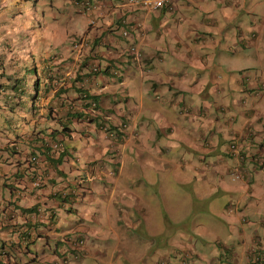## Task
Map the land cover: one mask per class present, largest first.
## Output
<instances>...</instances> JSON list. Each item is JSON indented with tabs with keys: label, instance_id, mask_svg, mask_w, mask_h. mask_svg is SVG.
I'll list each match as a JSON object with an SVG mask.
<instances>
[{
	"label": "crops",
	"instance_id": "obj_1",
	"mask_svg": "<svg viewBox=\"0 0 264 264\" xmlns=\"http://www.w3.org/2000/svg\"><path fill=\"white\" fill-rule=\"evenodd\" d=\"M6 1L0 0V8L7 3ZM12 1L14 5L25 7L24 0ZM92 1L98 7L94 14L97 27L91 30V34L106 35L111 38L105 53L111 66L118 68L117 70L123 67L125 64L121 65L122 61H111L122 56V52H127L129 63L138 69L137 73L140 74V79L147 80L153 89H157L155 87L157 84H162L166 89L165 91L158 90L163 92L161 104L164 109L167 106H171L172 109L177 106L173 116L167 110L155 107L145 109L140 93L138 97L127 88L126 95H121L122 91L115 88L117 89L116 94L121 96L118 101L115 93L108 89L110 83L113 82L111 76L107 79V76L100 75L101 81L108 82L104 94L97 97L102 111L101 115L103 118L128 119V124H131V128L135 132L133 135L137 134L136 130L139 135L140 133L139 128H134L132 122L139 118H147L141 122L140 127L147 131L148 137L153 143L155 140L159 142L162 137L172 139L177 116L178 126H176L175 135L178 137V144L175 147L170 143L164 147L155 144L153 153L141 151L144 147L138 148L137 160L135 155H129L125 149L122 152L114 144H107L106 147L99 146L88 152L87 139L78 132L58 133L55 131L59 130L57 120L53 119L52 114L46 115L45 106L51 99L49 95H42L39 88L37 92L33 93L34 95L37 93V98H34V95L31 94L34 88L32 87L31 91L25 84L24 89L27 92L19 94L18 85L12 89L7 87L12 81L11 77L10 79L8 76L0 77V107L4 106L5 100H9L8 102L12 106L11 109L0 108V132L5 134L6 132L3 131L6 129L5 123H9L6 140L4 142L1 139L0 143V210L6 209L5 214L8 217L13 214V218H10L13 223L25 222L26 217H23L22 212H26V208L30 207L33 202L23 198L13 202L11 199L15 190L19 188H25L26 192L32 193L33 190L30 189L32 177L37 172H42L51 179L41 190L38 189L35 192L41 194V204L53 211L54 221V225L47 231L49 238L45 244L50 243L53 234L57 236L60 234L59 229L61 231L68 230V233L75 230L87 238L86 256L91 258H93L92 256H102L106 259V264L144 263L143 257L148 244L142 243L139 235H148V228L144 227V223L148 218V224L153 220V215L149 217V214L157 207L156 194L158 192L155 191V194H151V189L157 186L152 177L146 183L144 190L140 189L139 183L142 182L141 178L146 171L149 170L152 173L154 170L163 168L164 164L160 162L163 149L174 147L176 149L174 161L177 159L180 160V164L183 163L180 159L181 150H183L190 154V161H187L191 166L199 163L210 167L207 171L209 180H216L214 175L221 176V181H218H220L219 185L223 187L221 190L225 195H221V198H216L214 195L204 201L209 202L212 199L218 206L219 203H223L224 211L228 203L237 201L243 207L245 205V211L236 213L225 211V233L223 235L209 225L203 224L198 232L199 243L197 240L190 241L187 238L188 229L180 231L173 238L172 246H167L163 242L159 244L161 246L157 247L156 253L154 252V261L158 259L164 264H249L250 258L257 254L261 258V263L264 264V242L254 244L252 241L260 235L261 231H253L250 239L241 244L236 239V236L244 234L243 222L247 220H252L261 227L264 239V65L261 63V60H264V9L260 11L257 9L260 0H220L218 6L209 0H204L203 5L199 0H185L188 7L192 1L195 5L191 11L185 5L183 12H180L181 16L183 19L188 18L189 26H202L204 31L197 34L198 37L195 36L190 42L184 40L179 33L174 38L172 37L173 40L170 43H167L171 40L170 37H165L167 43L165 46H161L157 42L164 40L160 29H164L165 32L169 29V27H162L166 22V12H170V10L151 11L140 19L142 29L137 33L132 29L131 39H125L136 45L141 55L140 58L131 55L126 49H118L121 42L118 37L113 38L109 31L115 29L120 24L121 18L130 13L124 8H117L118 2L121 0ZM176 1L172 13L177 11ZM72 4L76 8L75 3ZM214 6L217 9L215 12ZM261 6H264V2ZM215 13L220 14L219 17L222 16L223 20L218 19ZM134 15H138L137 12ZM134 15L130 13L132 19L137 18ZM200 16H202L201 19ZM246 17H249L248 23H245ZM4 23L3 20L0 25L5 26L6 23ZM175 25L179 27V21H175ZM216 29H219L218 34ZM151 30L155 31V38L147 36V32ZM1 32L0 28V34ZM142 32L145 33L144 36L139 35ZM2 37L0 35V59L5 68H0V71L8 70L11 74H19L18 66L13 65L16 58L13 54L14 51L8 45L12 42L11 36L10 39L9 36L5 37V46L1 45ZM28 43L32 45V43ZM8 50L12 52H8ZM224 51L229 53L225 54ZM231 51L241 52L243 54L242 61L235 54H231ZM63 55L47 53L39 57L40 60H43L41 64L32 59L27 66L36 62L39 65L38 68L45 71L44 73L55 72L57 69L61 70L64 65L61 63ZM167 59L169 60L167 65H158L157 60ZM220 59L227 60V67H224L226 70L232 68L242 73L251 69L253 75L248 80L239 78L234 80V86L227 85L228 89L235 88L241 94L240 97H233V95L230 97L227 94L226 99L223 92V101L217 104L210 101L211 83L203 76H216L220 79V76H223ZM245 59H254L257 62L252 60L249 63ZM155 66L159 68L160 73L168 76L165 81L154 75ZM121 71L123 76L119 79L117 83L119 85L116 87L122 86V89H125L123 88L124 75L134 76L135 74L133 75L132 71ZM216 85L211 87L212 91H217ZM138 88L139 92L146 89L141 83ZM258 88L260 89L259 95H254ZM151 90L152 88H150ZM9 92L12 95L17 94V96L14 99H9ZM147 95L150 98L149 93ZM231 100L235 102L233 104L235 106L229 104ZM147 113L154 118L149 119ZM172 117L173 121H171ZM114 122H117L116 118ZM201 125L208 126L209 134H204L203 129H198ZM52 135H57L64 141V149L59 154L52 155V152L40 144L50 137L53 139ZM227 136L231 137L230 140L237 138L240 144L241 155L244 156V159L239 163L226 147L230 141L225 140ZM138 137L130 136L127 133L122 144L125 145L129 139L137 140ZM34 154L37 158L38 155L44 158L40 167L30 162V158ZM255 155L261 156L263 166L254 161L253 156ZM150 157L158 159L159 164L150 163ZM135 160L134 163L138 165L139 170H142V174L139 173V177L135 176L136 183L131 186L133 176L126 177V174L130 172L129 169L126 170V167L131 165L129 162ZM214 168L222 174L215 172ZM210 171L211 176L209 177ZM240 171H242V176L237 178L236 175ZM86 173H94L96 177L90 189L83 193L79 187L76 190L75 182L79 176ZM110 177L113 179L109 180ZM228 177L232 178L229 182L236 179L240 184L234 192L228 187L231 183H225ZM94 183H96L95 189ZM147 186L153 187L148 191ZM97 189H99V193L95 194ZM62 190L74 191L66 205L59 202L61 198L59 193L54 196L55 192ZM78 194L82 196L78 198ZM86 194L88 195L86 196ZM94 196L103 201L104 209L100 208L98 204L96 212H93L91 208L85 210V205H89ZM193 199L194 202L201 201L194 197ZM177 211H183L182 207L178 206L175 212ZM66 215L69 221L63 226L60 220L66 219ZM2 216L0 215V219ZM90 220L93 221L92 225L89 224ZM74 221L76 222L72 224ZM238 224L242 227L239 228ZM26 226L32 233L35 226L29 219ZM44 227H41L40 230ZM126 228H135L138 234L130 235L125 230ZM14 235L11 225L1 226L0 264H8L6 261H9L10 264V261L13 260V264H25L31 258L29 253L22 251L16 244L11 247L6 246V241L12 239ZM202 241H207L209 249L207 247L203 249L204 246L200 245ZM34 246L35 243L27 248L34 250ZM169 247H172L174 255L170 253L172 250ZM22 257H26V259Z\"/></svg>",
	"mask_w": 264,
	"mask_h": 264
},
{
	"label": "rangeland",
	"instance_id": "obj_2",
	"mask_svg": "<svg viewBox=\"0 0 264 264\" xmlns=\"http://www.w3.org/2000/svg\"><path fill=\"white\" fill-rule=\"evenodd\" d=\"M210 2L216 3L218 6V3H220V0H209ZM7 3L3 5L2 8H0V23L4 20L5 26L0 25V28L2 29V32L0 35H2L3 39L1 40L2 46H5V37L11 36L12 42L8 43V45L12 48L14 51L13 54L16 57L13 61V65L16 64L19 68V74H17L18 77L24 78L25 86L27 88H30L32 91L33 81H34V70L33 68H29L27 64L34 59L35 61H38L39 57L42 55H45L47 53L52 54H70L71 44L76 40V38L81 37L84 33H86V30L88 28V15L84 12H79L76 10V8L72 4V0H24V6H17L12 4V0H7ZM202 3L204 0H199ZM264 0H260V3L257 4V9L263 10L264 6L263 4ZM190 7L187 6L185 3V0H179L176 1V7L177 11L172 13V11L166 12V22L163 25L162 28L169 27V29L164 31V29H160V33L162 35V38L164 40L158 41L157 43L161 46H165L167 43L172 42V37L174 38L178 33L180 36L184 38V40L189 42L194 38L195 36L198 37L197 34H201V32L204 31V27L200 26L198 27H192L189 26V21L187 19H183L180 12H183L184 6L191 11L193 5H195L192 2H190ZM26 4V5H25ZM214 12L217 10L216 7H213ZM219 13V12H218ZM185 15V13H182ZM198 14V13H196ZM217 13H215L216 15ZM220 15V14H219ZM217 14V18L220 20H223L222 16L219 17ZM200 19L202 16L199 17ZM214 18V14H213ZM249 17L245 18V23ZM175 21H179V27L175 25ZM238 22V21H237ZM248 23V22H247ZM225 25V24H224ZM206 31V30H205ZM91 33V30L89 32V35ZM216 33H219V29H216ZM53 35V36H52ZM147 36L154 38L156 37L155 31L151 30L150 32H147ZM170 37L171 40H169L166 43L165 37ZM50 39H49V38ZM216 37V36H214ZM111 39V38H108ZM32 43V45H29V43ZM120 46L118 49H126L128 47V42L121 38L120 39ZM109 45L107 47H103V51H107ZM112 51V50H110ZM8 52H12L9 51ZM224 53H229L224 51ZM235 54L238 59H241L243 57V54L241 52H233L231 51V54ZM12 54V55H13ZM221 65L223 67V70L221 72L223 73V76H220V79H218L216 76H203L209 83H211L212 86H217V91H212L210 87V101L215 102L217 104H220L221 101H223V92L225 93L226 99L227 94L230 95V97H240V93L236 91L235 88H227V85L231 84V86H234L233 82L236 79H245L250 78L252 74V70L248 69L245 72H238L236 69L229 68L230 70H226L227 67V60L220 59ZM253 61L257 62L254 59L246 60L247 62L251 63ZM122 61L123 63L121 65H124L117 71V75L114 77L111 76V79L113 80L112 83H110V86L108 89H110L111 92L115 93V97H117L118 101H120L121 96L117 93V89L120 90L122 93L121 95H126V88L134 95H138L139 93L141 97L143 98V105L145 109L155 107L157 109L161 110H167L172 116L173 112L176 111V107L172 109L171 106H167L165 109L163 105L161 104L163 92L158 91L160 90H166L164 89L162 84H157L155 87L157 89H153V86L149 84L147 80L144 78L140 79V74L138 75V69L129 63V57L127 52H122V56H120L117 59H114L111 62H118ZM242 61V59H241ZM169 60H157V63L159 66H165L167 65ZM261 63L264 65V60H261ZM216 64L217 61H216ZM27 66V69L25 67ZM225 67V68H224ZM118 69V68H117ZM128 71L133 72L134 76H126L124 75L123 81L124 86L122 89V86L116 87L119 79L122 78V71ZM69 71V70H68ZM154 75L161 78L163 81H165L168 76L163 75L159 72V68L157 66L154 67ZM235 74V75H234ZM107 79L110 78V76L106 77ZM214 79V81H213ZM13 81H11L10 85L8 87L12 89ZM214 82V83H212ZM141 84L146 87L142 92H139L138 86ZM207 83V84H209ZM117 88V89H115ZM150 88L152 90L150 91ZM222 90V91H221ZM260 90V89H259ZM42 93V91H41ZM149 97L148 98V94ZM33 94V92L31 93ZM67 94V93H66ZM76 92H72L71 95H75ZM257 93L254 92V95ZM133 98V95H131ZM154 101H152V100ZM211 103V102H210ZM235 102L231 100L229 102L230 105H233ZM214 104V103H211ZM235 106V105H233ZM181 110V107H179ZM175 114V112H174ZM148 115V118H154L152 115ZM207 117V116H206ZM147 119V118H146ZM143 118H139L137 121L134 120L133 126L134 128H139L136 130L137 134L133 135V129L131 128V124L127 125L126 132L130 136H139L137 140L129 139L125 145L122 144V141L126 139L124 131L120 130V134L116 136V144H114L117 149L123 150L125 149V152L129 155H135V159L137 160L138 157V148L144 147L141 151H150L151 153L154 152L153 146L155 144H158L160 146H165L167 144H172L174 147L177 146V139L176 137V126H178V117L176 116V126L174 127V135L172 136V139H168L166 137H162L159 142L156 140L153 141L148 137L147 131L142 130L140 127V124L142 121L146 120ZM173 117L171 121H173ZM188 119H191L188 117ZM208 119V117L206 118ZM97 121H92L89 124H81L79 126V130H87L88 131V139L86 143V148L89 150H93L95 148L106 147V145H113V142H111L108 139H105L103 137V134L97 129ZM126 122H128V119H126ZM111 123V121H110ZM6 133H8V127L9 123H5ZM208 126L201 125L198 127L199 130L203 129L204 134H209V130H207ZM3 129V128H2ZM173 131V130H171ZM6 133L0 132V143L2 142L1 139L5 142L6 140ZM135 133V132H134ZM231 137H225V140H230ZM174 147L171 148H164L161 155H160V162L164 164L163 168L160 170H154V172L150 173L149 170L146 171L142 178L141 183H139L140 189L144 190L146 183L150 181V177H152L153 182L157 183L156 187L153 186H147L148 191L151 189V194H155L154 192H158L156 195L157 197V207L153 210V212H150L149 217L153 215V220L149 221L150 224L147 222L144 223V227L148 228V235H139V238L142 240V243L148 244V247H146V254L143 257L145 260L144 263L138 262V264H164L160 260L154 261L155 257L154 252L156 253V249L161 242H163L165 245L172 246L173 244V238L177 233L184 229H188L187 231V238L190 241L197 240L199 243V234L201 227L203 224L209 225L211 228L219 231L221 235L225 233V211L227 212V206L233 208L232 213H236L239 211H245V205L243 207L242 204H239L237 202L228 203L225 207V211L223 209L224 204L219 203V206L214 202V200L210 199L209 202H206L204 200L216 195V198H221V195H225L222 193L223 187L220 184V178L221 176L214 175L216 180L208 179L207 171L210 168L209 166H203L202 164L191 166V164H188V161H190L188 153H185L183 150H181V161H183L184 165L180 164V160L174 161V155L176 154V149ZM175 149V150H174ZM140 151V152H141ZM151 158L150 163L159 164V160L153 157ZM129 162L131 165L126 167V170L129 173L126 174V177L129 178L130 175L133 177L132 184L133 186L136 182V177H139V173L142 174V170H139L138 165L134 162ZM153 165V164H151ZM264 165V164H263ZM262 165V166H263ZM261 166V167H262ZM260 168V167H259ZM215 169V168H214ZM144 172V171H143ZM215 172L221 173L218 169H215ZM222 174V173H221ZM136 176V177H135ZM211 176V171L209 173V177ZM232 176V175H231ZM234 177V176H233ZM231 177L226 178L225 183H231L228 187L231 191H236V189L239 188L240 184H238V180L233 179L232 182L230 181ZM113 177H110L109 180H112ZM232 179V178H231ZM151 180V181H152ZM220 180V181H218ZM138 181V179H137ZM217 182V183H215ZM240 182V181H239ZM93 185V184H92ZM138 186V187H139ZM96 187V183H94V189ZM221 190V191H220ZM220 191V192H219ZM95 194L99 193V189L95 190ZM202 193V194H201ZM90 194V193H89ZM150 194V193H149ZM88 194H86L87 196ZM194 198L201 201H195ZM221 201V200H220ZM100 206V208L104 209L105 204H103V201L101 199L94 198L89 202V205H85L84 209L88 210L91 208L93 212L97 211V206ZM178 206L182 207L183 211H177L175 210L178 208ZM236 207V208H235ZM72 217H75V215H72ZM264 217V216H263ZM261 220V218H259ZM61 224L64 226L69 221L68 216L66 215V219H61ZM76 221H74L72 224H74ZM60 224V223H59ZM89 224L92 225L93 221L90 220ZM239 225V224H238ZM40 226V225H39ZM45 225L41 226L44 227ZM242 227L239 225V228ZM45 228V227H44ZM193 229V231H192ZM130 235L138 234V231L130 228L125 229ZM243 230L244 234L236 236L237 241L241 244L244 241H247L252 236L253 231L259 230L262 233L261 227L252 220H247L246 222H243ZM75 231V230H73ZM68 230L61 231L59 229V237L57 235L53 234L52 238L50 240L49 244H42L41 240H38L35 242L36 246V253L38 255V261L37 264H61V260L64 257L63 254L67 256L68 264H106L105 258H102V256H92L93 258L86 256L85 253H81L80 259L81 262H77L73 259L71 254L67 251V245L63 241L66 234L68 233ZM72 234V233H71ZM77 234V231H76ZM260 236L263 237L262 234ZM68 237V236H67ZM56 238V240H55ZM236 241V240H235ZM215 243V242H214ZM200 245L204 246L203 249L207 247L209 249V245L207 241L200 242ZM87 246V242H86ZM149 249V250H148ZM169 249L172 250V247ZM171 254L174 253L172 250L170 252ZM174 255V254H173ZM23 259H26V257H22Z\"/></svg>",
	"mask_w": 264,
	"mask_h": 264
},
{
	"label": "clouds",
	"instance_id": "obj_3",
	"mask_svg": "<svg viewBox=\"0 0 264 264\" xmlns=\"http://www.w3.org/2000/svg\"><path fill=\"white\" fill-rule=\"evenodd\" d=\"M81 0H72V3L74 2L76 5V9L79 12H84L85 14L88 15V28L86 30V33H84L81 37L76 38L80 39L83 37L88 38L89 41V45L88 48L85 50V52L83 53V56L80 59H76V57L74 56V52H72V44L74 42H72L71 44V49H70V54L67 55V57L64 58L65 55H63V57L61 58V63H63V66H67L70 70L73 72V74L77 73L79 74V72L82 70V66L88 64L89 61L93 62H97L100 66H101V70L98 74L99 76V80H100V84H98L97 86H95L94 90H88L86 88H84L83 86L77 84L76 82L79 80V77H77L76 79H72L71 82V86L70 87H66V88H62L59 89L60 93H55V96H52L51 93L48 90V82H47V72L44 73L42 71V69L38 68V63L41 64L43 62V60L38 59V63H32L29 65V67L33 68L34 70V79H36V74L38 76L41 77V82L39 84V88L42 91V95H49V97L51 98L49 103L46 104V115H53V119L57 120V124H58V128L59 130H55L58 133H64V132H78L81 136H84L86 139H88L89 135H88V131L87 130H79V126L81 124H89L92 121H97V129L103 134V137L105 139L110 140L111 142H113V144H116V136L118 134H120V130L124 131L125 137H127V132H126V128L128 125V122H126L125 119H121L119 120L117 117L111 118V117H106L103 118V116L101 115V109H100V104L97 101V97L99 95L104 94L105 90L107 89V84L108 82H104L101 81L100 75L104 76H116L117 75V71L116 73H110V71H106V69H112L114 66H111V64L108 62V57L105 55V53L107 51H103V47H107L108 45H110V39H108V36H102V35H97V34H91L89 35L90 30H93L94 28L97 27V23H96V19H95V12L97 10V4L94 3L92 0H88L92 6V9L89 10H83L82 8L80 9L78 6V2ZM176 0H173L171 3L164 5L163 7L156 9V10H162V9H168L170 11L173 10V5L175 3ZM75 7V6H74ZM117 8L121 9L124 8L127 10V12H130L132 15H134L136 12L138 15H134L135 19H132L129 15L127 14L124 18H121L120 24H118L115 29L113 30H109L110 34L112 35L113 38L118 37L119 40L121 38L123 39H131L132 34H131V30L133 29V32L136 31V33L138 32V30L142 29V23L140 21V19L143 17V15L145 16L146 14L151 13L147 12L146 10L138 7V4H131L129 3V0H121L120 2H118V6ZM155 11V10H152ZM91 21H93V23H91ZM122 30H126L128 35L127 36H123L122 35ZM140 36H144L145 33L142 32L139 34ZM75 40V41H76ZM97 40V42H96ZM134 49V50H132ZM127 51L131 54L134 55L137 58H140L141 55L139 53V51L136 48V45L131 44V42H128V47H127ZM46 61V60H45ZM1 62L3 63V61L1 60ZM48 64V63H47ZM0 66H3L2 64H0ZM49 66V65H48ZM2 68V67H0ZM3 68H5L3 66ZM87 71H90V69L88 68ZM50 72V71H49ZM108 72V73H107ZM72 74V75H73ZM46 75V77L44 76ZM244 80H248V78H245ZM25 83V81H24ZM34 87V81H33V86ZM82 88L81 92L80 90H76V88ZM38 91V90H37ZM36 91V92H37ZM76 92L75 95H71L72 92ZM58 92V91H57ZM33 93H35V90H33ZM67 93V94H66ZM256 95H259V88L256 91ZM64 94V95H63ZM85 94L86 100H89V102L87 103V101H85L82 104V107L78 108L76 107H65V100L68 98L67 96L70 97H78L79 95H83ZM34 95V94H33ZM37 95V93L34 95V97ZM67 95V96H66ZM57 98V99H56ZM91 101V102H90ZM91 103H94V105L92 106ZM69 113L72 114H76V116H72L70 117ZM115 118L117 119V122H114ZM60 119V120H59ZM111 121V123H110ZM115 124V125H114ZM64 126H68V129H64ZM53 139L50 137L49 139H45L42 142H40V144H43L50 152H52V155L55 154H59L63 151L64 147H63V140L61 138H59L57 135H52ZM65 136V134H64ZM46 137V136H44ZM54 143H58L59 144V148H52V144ZM227 149L229 150V152L235 156L238 160V163L240 161H242L244 159V156L241 155V148H240V144L237 140V138H233L232 140H230L227 145H226ZM35 156V154H34ZM32 156V157H34ZM37 158V156H35ZM254 161L259 163L260 165H262L263 160L261 159V156H253ZM37 162L34 164H37V166L40 167V165L43 163L44 158L39 157L37 158ZM30 162L31 159H30ZM33 163V162H32ZM42 173V172H41ZM37 175V173L35 174ZM34 175V176H35ZM48 177V182L51 179L47 174H44ZM33 176V177H34ZM242 176V171L238 172V174L236 175L237 178H241ZM95 174L94 173H86L85 175H81L77 178L75 185H76V190H78V187L82 190V192H86V190H89L90 187L92 186L94 180H95ZM42 189V188H41ZM40 189V190H41ZM35 191H38L37 188H35L33 190V193ZM33 193H31L33 195ZM59 193L60 195V199L59 202H61L62 204L64 203L65 205L68 203L67 200L63 201L66 196H69V198L72 196V194L74 193V191H68V190H62L60 192H55L54 196L57 195ZM82 196L80 194H78V198ZM19 200V199H18ZM237 202V201H236ZM233 203V202H232ZM238 203V202H237ZM36 205L32 206L31 208L28 207L26 208V212L30 211L31 209L34 210L37 205H42L40 202H36ZM236 208V207H235ZM31 210V211H32ZM227 212L231 213L233 211V208L229 207V205L227 206ZM52 211V210H51ZM27 216V215H26ZM245 216V215H244ZM246 218V216H245ZM27 221V222H26ZM26 221L22 222V223H17V227H27V223H28V219L26 217ZM49 223L50 226L54 225L53 222V211H52V216L51 219H49ZM34 230H36V228H39L42 225H46V223H42V222H33ZM40 225V226H39ZM33 230V231H34ZM72 233V234H71ZM262 234V233H260ZM74 236L76 235L77 237L83 238L85 241V246L83 247V251L82 253H85L86 250V242H87V238L85 235H83L82 233H79L77 231H72L68 234H66L65 238H64V242L65 239L67 240V238L69 236ZM68 236V237H67ZM59 237V235L57 236ZM248 241V240H247ZM254 244H258L260 242H264V239L262 236H257L255 237L253 240ZM45 244V243H42ZM67 245V244H66ZM68 247V246H67ZM67 249V248H66ZM70 253V251H68ZM255 252V251H254ZM65 255V254H62ZM66 256V255H65ZM67 257V256H66ZM31 259V258H30ZM29 259V260H30ZM76 261H79L80 257L78 259L73 258ZM261 258L257 255L254 254L250 260H249V264H262L261 263ZM163 263V262H162ZM59 264V263H58Z\"/></svg>",
	"mask_w": 264,
	"mask_h": 264
},
{
	"label": "built area",
	"instance_id": "obj_4",
	"mask_svg": "<svg viewBox=\"0 0 264 264\" xmlns=\"http://www.w3.org/2000/svg\"><path fill=\"white\" fill-rule=\"evenodd\" d=\"M172 1L173 0H129V3L138 4V7L146 10L147 12H150L152 10L159 9L164 5L171 3ZM78 6L80 9L82 8L83 10L85 9L90 11L92 9V6L88 0L79 1ZM91 23H93V21H91ZM121 33L123 36L128 35L126 30H122ZM88 45H89V41L88 38L86 37L74 41V43L72 44V50H73L72 52H74V56L76 57V59L77 58L80 59L83 56V53L88 48ZM91 61H89L88 64L82 66L81 68L82 70L79 72V74L77 73L73 74L72 71L70 70L68 71L69 68L67 66H63L61 70L57 69L55 70V72H51V71L47 72L48 90L51 93V95L55 96V93H57L59 89L70 87L72 85L70 81L74 78L76 79L77 77H79V80L76 82L77 84L83 86L88 90L91 89L94 90L95 86L100 84L98 74L101 70V66L97 62L95 61L91 62ZM88 68L90 69V71H87ZM110 73L114 74L116 72L111 70ZM67 97L68 98L64 102L66 108L67 107L72 108L76 106L80 108L82 107V104L85 101H87V103L89 102V100H86L85 94L79 95L78 97H70V96ZM91 105L93 106L94 103H91ZM52 148L54 149L59 148V144L58 143L52 144ZM30 159L33 163H36L38 161L35 156L31 157ZM47 181H48L47 176H45L41 172H37V175L32 177L30 189L32 190H34L35 188L41 189L47 184ZM25 190H26L25 188H19L15 190L11 201L17 202L18 199H22V198L31 200L33 204L30 206V208L36 205L35 204L36 202L41 203V194H38L37 192L34 193L32 192L33 193L32 195L31 193L29 194ZM34 208H35L34 210L31 209L32 211L30 210L28 212H22V214L24 218L27 217V219H29L32 223L33 222L46 223L45 225L46 227L44 229L40 230L41 228L40 226L39 228H36V230L33 231L36 233L33 232L31 233L30 230L25 226L18 228L17 223H13L12 220L10 219L13 218V214L10 215V217H8L5 214L6 209L0 210V215H3L0 219V228L1 226L4 225H11L12 229H14V234H15L14 237H12V239H8L6 241L7 243L6 246L11 247L16 244L19 246V248L22 249V251H24L25 253H29L31 259L28 260L25 264H37L38 255L35 251L36 246H34L35 247L34 250H30L27 247L29 245H34V243L38 240H41L43 243H47L49 238V234L47 233V231H49L50 227H52V225L50 226L49 223V219H51L52 216L51 209L44 205H37ZM65 243L68 246L67 251H70L71 256L75 259H78L83 251V247L85 246L84 239L77 237L76 235L74 236L72 235L69 236L67 240L65 239ZM6 262L9 264V261ZM13 263L14 260L10 261V264ZM61 264H68V260L65 255L61 260Z\"/></svg>",
	"mask_w": 264,
	"mask_h": 264
},
{
	"label": "trees",
	"instance_id": "obj_5",
	"mask_svg": "<svg viewBox=\"0 0 264 264\" xmlns=\"http://www.w3.org/2000/svg\"><path fill=\"white\" fill-rule=\"evenodd\" d=\"M96 42H97V40H96ZM0 64H2V62H1V59H0ZM10 66H12V65H10ZM0 67H2L3 68V66H0ZM25 69H27V67H25ZM111 70H113V71H116L117 70V68L116 67H113L112 69H106V71H111ZM108 73V72H107ZM10 75V76H9ZM4 76H8L9 77V79H10V77H11V80L13 81L14 79H15V81L13 82V86H12V88H15L17 85V87H18V89H20V91H19V94H21L22 92L24 93L26 90L24 89V78H22V77H18L17 78V73L15 74H11V72L10 71H8V70H6V71H0V77H4ZM45 77H46V75H44ZM36 79H34V90L35 91H37L38 89H39V84H40V82H41V77L40 76H38L37 74H36ZM8 87V86H7ZM3 89H5L6 90V88L5 87H3ZM76 90H80L81 92H84V91H82V88H80V87H78V88H76ZM1 92V91H0ZM27 92V91H26ZM17 93H18V91H17ZM58 94L60 93V90H58V92H57ZM17 96V94L15 95V94H10V92H9V95H8V98L9 99H14L15 97ZM34 98H37V95L34 97ZM9 100H5V104H4V106L2 105L0 108H3V109H6V107L7 108H9V109H11L12 108V106H11V104L8 102ZM12 105H14V103H12ZM69 115H70V117H72V116H76V114H72V113H69ZM77 117V116H76ZM60 120V119H59ZM64 129H68V126H64ZM66 200H69V196H66V198L63 200V201H66ZM54 222V221H53Z\"/></svg>",
	"mask_w": 264,
	"mask_h": 264
}]
</instances>
